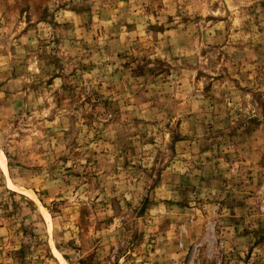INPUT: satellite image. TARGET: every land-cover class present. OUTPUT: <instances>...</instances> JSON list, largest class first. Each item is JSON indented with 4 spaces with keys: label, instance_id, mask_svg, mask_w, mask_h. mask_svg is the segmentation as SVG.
I'll use <instances>...</instances> for the list:
<instances>
[{
    "label": "rangeland",
    "instance_id": "374dc122",
    "mask_svg": "<svg viewBox=\"0 0 264 264\" xmlns=\"http://www.w3.org/2000/svg\"><path fill=\"white\" fill-rule=\"evenodd\" d=\"M0 149V264H264V0H0Z\"/></svg>",
    "mask_w": 264,
    "mask_h": 264
},
{
    "label": "bare ground",
    "instance_id": "6f19581e",
    "mask_svg": "<svg viewBox=\"0 0 264 264\" xmlns=\"http://www.w3.org/2000/svg\"><path fill=\"white\" fill-rule=\"evenodd\" d=\"M0 164L2 165L3 169L5 171H7V160H6V156L4 154V152L0 149ZM8 185L10 186V188L15 189L14 184L9 180L8 181ZM65 264V263H63Z\"/></svg>",
    "mask_w": 264,
    "mask_h": 264
}]
</instances>
